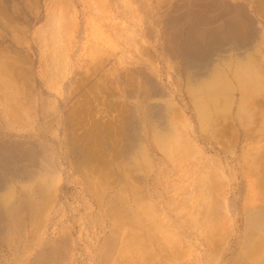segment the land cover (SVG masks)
<instances>
[{"label": "rangeland", "instance_id": "rangeland-1", "mask_svg": "<svg viewBox=\"0 0 264 264\" xmlns=\"http://www.w3.org/2000/svg\"><path fill=\"white\" fill-rule=\"evenodd\" d=\"M55 1L0 0V54L5 58L6 67L12 69V80L7 81L3 74L1 78L7 84L14 85L15 95L20 100L15 105L16 112H19L12 114V111L8 116L21 115L24 123H27L23 129L11 130L3 123L2 116L5 115L0 116V144L10 143L24 152L17 151L13 159L0 163V188L8 186L7 192H0L1 198L19 185L16 180L27 176L33 178L41 168L52 171L51 166L56 159L64 168H69L58 157L64 123L67 150L72 152L74 145L82 152L81 156L79 152L73 153L72 166L78 171L70 176V186L66 188L63 182L59 184L61 193L58 199L62 204L61 211L55 217L62 226L61 233L75 243H67L66 248H50V255L47 254L35 264H264L263 231L252 233L253 237L258 235L256 242L262 239L260 243L263 247L256 252L251 249L252 244H257L252 241L251 247L246 246L248 241L245 239V210L248 207L264 208V99L255 98L252 116H239L236 119L217 116L220 118L216 121L214 118L217 117L212 116L211 121L206 120L209 122L206 126H203L199 116H191L189 110L185 116H166L165 113L163 118L157 109V112L155 109L153 111L151 105L157 103L158 98L146 93L143 82L132 67L121 64L125 70L124 77L115 80L120 60L118 49L109 41L98 38L95 31L89 33L86 39L78 33H70L75 21H81L82 7L77 1L64 0L65 8L68 6V20H72L69 21L71 29H64L60 24L56 27V21L53 22L54 28L51 26L49 16L54 11L52 8L60 7L59 1L63 6V0ZM179 2L183 6H179ZM189 2L191 0H168L165 10L159 11L169 13L177 5L179 12ZM154 8L153 2H147L143 9V20L147 14L149 16L145 19L146 27L154 32L147 42L152 46L157 41L160 45L167 43L170 46L168 32L166 34L161 29L162 25L156 27L159 25L152 20L157 17V9ZM58 28L63 29L60 31ZM204 35L205 38L197 42L199 46L194 45L197 51H192L193 55L188 61L177 59L178 51L174 57L165 51L169 60L177 64L171 72L161 59L151 53L153 63L150 67H161L167 71L161 77L163 84L172 80L174 84L184 86L192 74L215 60V52L223 55L229 48L228 43L230 46L231 41L227 38L223 41L227 46L222 47L223 42L219 44L222 49L218 44L210 43L211 33ZM251 39L249 36L246 38L245 47L248 49ZM205 40L208 41L207 45ZM58 50L64 55L61 68L66 70L71 66L72 70L78 72L76 82L69 89L60 90L59 84L56 85L58 80L49 74ZM66 54L72 55L69 64H66ZM196 54L199 56L195 59ZM211 58H214L213 61ZM195 63L196 68L192 66ZM148 68L144 67L143 71L152 76L154 73ZM64 73L71 76V72ZM6 100L5 95L0 97V103ZM175 107L179 109V106ZM59 116H63L62 122ZM161 132L164 138L167 137V143L163 136L165 142L162 141ZM141 147L147 151L149 159L145 158L147 156ZM221 170L223 173H220ZM84 171L86 176L82 174ZM210 173L213 178H209L212 177ZM199 184L202 188L198 187ZM26 199V206L21 208L23 211H18L9 219L10 234L0 233V264H33L28 254L32 250L31 244L27 243L31 235L28 210L36 200L31 196ZM103 233L108 237L105 244L109 246H101Z\"/></svg>", "mask_w": 264, "mask_h": 264}, {"label": "bare ground", "instance_id": "bare-ground-1", "mask_svg": "<svg viewBox=\"0 0 264 264\" xmlns=\"http://www.w3.org/2000/svg\"><path fill=\"white\" fill-rule=\"evenodd\" d=\"M75 1H77L82 7V14H81V16L79 15L81 17V21L80 22L77 20L75 21L74 26H72L73 27L72 32H70V33H73V34L78 33L82 38L86 39L87 36L89 35V33H92L93 31H95L98 35L97 36L98 38H103L104 40L109 41L110 44H112V46L114 48L118 49L120 60L118 63V68L116 70L117 75L115 77V80L119 81L121 77L122 78L124 77L125 70L123 69V67H121V64H126V65H129L130 67H132L133 71L136 73V74L135 73L134 74L137 75V77L143 82L142 85H144V88L146 89V93L150 97H157L158 98V99L155 98L157 100L156 101L157 103H153V104L151 103V105L153 107V111H155L157 109L162 114L163 118L165 117L164 116L165 113H166V116L168 114H171V116L173 115L174 117L176 115L179 116V114L181 116H185L186 115L185 113L187 112V110H189L190 111L189 114H191V116H199V118H201L200 120L203 121V126H204V124L206 126L209 123V122L207 123L206 120H209L210 118L212 120L213 119L212 116H216V117L217 116H231V117H233V119H236L239 116H252L253 115L252 108L255 106V102H256L255 98L261 97L262 99H264V71H263V63H264V0H193V1L191 0V3L189 2L190 3L189 5L185 4L186 6H184V8H182V9H180V11H179L180 13L177 11L180 8L177 5H176V8L174 10L172 9V11H170L169 13H167L166 11L164 13H163V11L160 13L161 10H165L164 8H165L168 0H75ZM55 2H58V0ZM59 2H61V1H59ZM59 2H58V4H60V7H58V5L57 6L55 5L56 7L52 8V9H54V11L52 12V15L50 14V16H49V18L54 19V21H52V20L50 21V19L48 18L49 22H50V24L52 23L51 26H53V24L56 21L57 24H54V25H56V27H57V25L60 24V26L63 27L64 29H67V28L71 29V23L69 21H72V20H68L69 19V11H67L68 9H66L68 6L65 8L64 5H66V3L64 2V0L62 2L63 6H61V3H59ZM147 2H150V4H152V2L154 3L155 8L157 9V13L155 12L157 17L152 18V20L156 24L159 25L156 27H160L162 25L161 29L166 31V34L168 32L167 36L169 35V37H170L169 38L170 43H171L170 46L167 43H165L166 44L165 46H163L164 44L160 45L159 41H157L156 44H153V46H152L150 43L147 42V41H150L151 34L153 32L152 28L146 27L145 19H147L149 17L148 14H147L148 17L146 16V18H144V20H143V16H142L144 14V10L147 8L146 7L144 9V6ZM185 3H187V2H185ZM178 5L183 6V4H181V3ZM73 10H75V9H73ZM55 13H57V15ZM74 13L76 14L75 11H74ZM148 13H149V11H148ZM165 13H167V14H165ZM54 15H56V16H54ZM73 16H76V15H73ZM224 18H226V19H224ZM73 21H74V19H73ZM226 22H228V23H226ZM47 25L50 27L49 23ZM53 28H54V26H53ZM63 28H61V29H63ZM58 29H60V28H58ZM61 29H60V31H61ZM55 32H56V30H55ZM157 32L160 35V31L158 30ZM203 33L204 34L205 33H211V38L209 40L210 43H214V44L216 43L218 45L220 43H222L225 38H227V40L231 41L230 46H229V43H228V46L225 45L224 44L225 42H223V44H221V45H222V47L227 46L229 48L228 49L226 48L227 50L223 53V55L215 54L216 52L212 51V52H215L214 54L212 53L214 56L216 55L215 60L213 61L214 58H211V60L213 61L212 63H210L211 65L210 64H208L207 66L205 65V68L203 67L204 69H202V70L200 69V66H199V69L201 71L198 70L197 73H194V74L191 73L192 75L191 74H190L191 76L189 75L190 78L189 79L187 78L188 80H187L186 84H184V86H182L178 83L174 84L172 82V80H171V82L168 81L170 84L168 82L166 84H163V79H161V77L164 75V72H167V71H165V68H161V67L158 69H154L153 68L154 66L150 67V65L153 63L151 61V59H152L151 57L153 55H155L157 58L161 59L165 63V67L170 71L173 69V67H175L177 65V64L176 65L173 64L172 60H169L170 57H174L173 56L174 53H177V51H178L177 59H180L183 61H188L189 57H191L193 55L192 51L197 49L194 45L197 44V46H199V44L197 43L199 41V39L205 38L204 37L205 35ZM40 34H42V33H40ZM57 34H56V36H58ZM162 34H163V32H162ZM248 36H249V38H252L251 39L252 40L251 46H249V49L247 47H245L246 46L245 45L246 44L245 43L246 38ZM209 37L207 36L206 38H209ZM54 39H55V36H54ZM100 40H102V39H100ZM201 41H202V39H201ZM207 42L208 41H206V43H205L206 45H207ZM227 42H229V41H227ZM143 44H146L147 47H145ZM200 44H203V43H200ZM212 46L213 45L211 44V47ZM160 47H161V51H160ZM202 48H205V47L203 46ZM222 49H224V48H222ZM199 50H198V52H199ZM201 50H203V49H201ZM130 51L132 53H130ZM165 51L169 54V56L170 55L171 56L170 57L167 56L165 54ZM202 52L204 54V51H202ZM221 52H222V50H221ZM55 54H54L55 56L53 57V62L50 61L51 62V68L50 69L52 71L48 68V70H50V73H49V71H48V73L50 75H52L53 78L58 80L56 82V85H57V83L59 84L58 88L60 90H62L64 88L69 89V87H71L76 82V80H77L76 77L78 76V72H76V70L75 71L72 70L71 66L69 68H66V70L62 69L63 67L61 65L63 64V62H62L61 58L64 57V55L61 53L60 50H58L57 53H55ZM208 55H210V52ZM196 56H199V55L196 54L195 59H196ZM10 58L12 59V57H10ZM71 58H72V55L66 54V64L71 63ZM4 59L5 58H3L0 54V80H1V82H0V97L2 95H5L7 97V100L5 103H0V107L2 105H5V107L2 106L3 108L0 109V112H1L0 116L2 114L5 115V116H2L3 117L2 119H3V123H4L6 128L10 127L11 130H20V129L27 127V123L26 122L24 123V118H22V116L18 115V114H17V116L16 115L15 116H12V115L8 116V115H10V113L12 111H14V112H12V114L19 112V110L16 112L17 107L15 105L17 103H19L20 100H18L17 96L15 95L14 85L7 84L1 78V75L3 74V75H5V77H7V81L12 80V75L10 74L11 73L10 71H12V69L8 68L10 66L6 67V63H5ZM13 59H14V57H13ZM198 59H199V57H198ZM15 60H16V58L14 59V61ZM156 60H158V59H156ZM47 62H48V60H47ZM50 62H49V64H50ZM7 65H11V64L8 63ZM200 65L203 66V64H200ZM192 66H195V68H196V63H195V65H192ZM144 67H147V68L149 67L150 69L149 68L148 69L150 71L152 70V73H154V74L152 75L150 73L152 75V76H150L147 73H145L143 71ZM54 68L56 70H54ZM20 69H22V68H20ZM125 69H127V68H125ZM185 69H186V67H185ZM64 71L65 72H71L70 73L71 76L68 77V75L66 73H64ZM16 72H17V69H16ZM21 72L22 71L20 70V73ZM172 72H175V71H172ZM13 74H15V73H13ZM16 75L18 76V74H16ZM173 75L174 74H172V76ZM175 76H176V73H175ZM185 76H187V75H185ZM22 77H24V76H21V78ZM55 79H53V80H55ZM157 79H159L160 81L156 82ZM172 79L174 80V78H172ZM177 80L178 79H176V81ZM49 81H50V79H49ZM15 86H16V84H15ZM17 88L20 92L19 87H17ZM138 88H140V87H138ZM23 96H25V95H23ZM62 96H63V94H62ZM63 98H64V96H63ZM65 99H66V97H65ZM145 99L147 100L149 98L145 97ZM160 102H162V103H160ZM258 103H259V101L257 99V105H259ZM21 104H22V102H21ZM23 106L24 105L22 104V107ZM175 106H179V109H177ZM148 107H150V109L152 110L151 106L148 105ZM34 108L36 109V107H34ZM26 109H28V108H26ZM35 109H33V110H35ZM150 109L147 108L148 111ZM157 110H156V112H157ZM35 111H37V110H35ZM177 111H181L182 113H180V112L177 113ZM63 116H64V114H63ZM63 116H59V119L61 122L63 120ZM168 117H170V116H168ZM219 118L220 117L214 118V120L216 121ZM176 119L177 118H175V120ZM177 120H179V119H177ZM211 120H209V121H211ZM179 122H180V120H179ZM200 124H202V122H200ZM64 125L66 127L65 123H64ZM163 125L165 126V124H163ZM168 125H170V124H168ZM167 126L165 127V130L167 129ZM209 126H210V124H209ZM65 127L63 126L61 128L62 129V137H61V142L58 144V148L60 149L61 153L59 154L58 157L62 158L63 162L67 163L69 168L68 169L64 168L59 162L57 163V159H56V160H54V162L51 166V169H53L52 171H50V170L49 171L48 170L43 171L41 168L40 173L34 174L35 177H33V178L31 176H27L28 178H21V179H18V181L16 180V182L19 185L14 186L12 188L11 193L9 191V193H7L2 198H1L2 195H0V233L5 232V233H7V235L10 234V229H9V222L10 221H9V219L14 214H17L18 211H21V212L23 211L21 208L26 206L25 202L27 200L26 199L27 196H31L33 199L36 200L34 202V205L31 207V209L28 210V212L30 211L29 212L30 216L28 215L29 216V222L28 223H30V225L28 227L30 228L31 235L28 238V239H30V241L27 243L31 244V247H32V250L28 254L30 256L29 259H30L31 263H33V264L38 262L39 259H41V258L43 259L47 254L50 255V253L52 252L50 250V248H54L55 246H63V248H66L65 245H67V243H69V242H72V244L75 243V241L72 240L69 236L65 235L64 233H61L62 226L60 225L59 221H57L55 219L57 213L59 211H61V204H62V203L60 204L59 199H58V194L61 193V191H60L61 187H59V184L61 182H63V184L66 188L69 187L71 182H72L70 179V176L76 174L78 171V169H76L72 166V164H73L72 162H73V153L74 152L78 153L80 149L75 148V146L73 145L72 146V152L71 151L69 152L67 150V148H66V145H67L66 135L67 134H65V132H66ZM139 128H140V126H139ZM162 130H164V129H162ZM200 130L203 131L201 128H200ZM116 131H117V129H116ZM162 132H164V131H162ZM162 132L159 133L161 135V139L163 136V139L167 143V140H166L167 137L164 138L165 135H164V133L162 134ZM166 132L167 131H165V133ZM170 132L172 133V131H170ZM0 133H2V132H0ZM167 133H169V131ZM166 135L168 136V134H166ZM8 136H10V135H8ZM202 136L204 137V135H202ZM203 137H201L202 140H204ZM163 139H162V141H163ZM165 141H163V142H165ZM163 142H162V144H163ZM141 148L140 149L142 151L144 149V147H141ZM122 149H123V146H122ZM184 150H186V149H184ZM17 151L21 152L20 150H18V148H16L15 146H13L10 143L9 144H5V143L2 144L1 143L0 144V163H6L5 160L12 158ZM143 151H144V154L147 156L145 158L149 159V155L147 154V151L145 149ZM21 153H24V152H21ZM79 153L81 156L82 152H79ZM95 156H94V158H96ZM87 157L89 158V156H87ZM77 158H79V157L77 156ZM94 158H93V161H94ZM145 161H143V162H145ZM8 162H9V160H8ZM146 162L148 163V161H146ZM222 170L220 173H223ZM85 172L86 171L82 172V174L84 176L87 175V173H85ZM212 174L214 175V172ZM212 174H211L212 177H209V178H213ZM221 177H223V175ZM80 178H81V176H80ZM224 178H227V177H224ZM216 180H217V178H216ZM24 184H27V185H24ZM212 184H214V182ZM216 184L217 183H215V185ZM198 187H201V185L199 184ZM214 187L215 186H213V188ZM7 190H8L7 185L0 188V192L1 191L7 192ZM195 190H197V189H195ZM198 190H200V188ZM200 193L201 192H199V194ZM202 193H203V190H202ZM212 193H215V192H212ZM1 194H3V193H1ZM192 194H193V192H192ZM215 196H217V195H214V197ZM201 199H203V198H201ZM194 200H195V198H194ZM181 205H183V204H181ZM247 206H250V205H247ZM28 207H27V209H28ZM248 208L245 210V213H246L245 239L248 241V242L246 241L247 242L246 246L250 245V247H251V243H252V241H254L253 243H256L257 245L254 246L252 244L251 250H255V252H256L258 250V248L259 247L261 248V246H262V243H260V241L262 242V239L259 238L260 241L256 242L258 235L257 236L255 235L253 237L252 233L253 232L254 233H256V232L260 233L262 231L264 233V208H260V207H254L251 209H248ZM21 212H20V214H22ZM189 212H191V211H189ZM66 221H68V220H66ZM102 236H104V238H102L101 246L102 245L105 246L107 244V243L105 244V242H106V239H108V237H106L105 233H103ZM20 238H22L21 235H20ZM20 238H19V240H20ZM109 238H110V236H109ZM112 238H113V236H112ZM100 250L102 251V249H100ZM250 253H251L250 255L252 256L253 255L252 252H250ZM218 259H220V257H218Z\"/></svg>", "mask_w": 264, "mask_h": 264}]
</instances>
